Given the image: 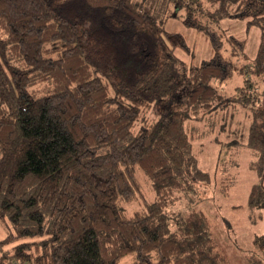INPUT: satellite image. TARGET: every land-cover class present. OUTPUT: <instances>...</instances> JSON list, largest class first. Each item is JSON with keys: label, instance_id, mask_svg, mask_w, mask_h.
<instances>
[{"label": "trees", "instance_id": "trees-1", "mask_svg": "<svg viewBox=\"0 0 264 264\" xmlns=\"http://www.w3.org/2000/svg\"><path fill=\"white\" fill-rule=\"evenodd\" d=\"M169 17L212 56L178 59ZM233 17L260 30L251 59L213 27ZM225 106L251 117L248 205L264 208V0H0V246L19 241L0 264H229L198 207V124Z\"/></svg>", "mask_w": 264, "mask_h": 264}, {"label": "rangeland", "instance_id": "rangeland-1", "mask_svg": "<svg viewBox=\"0 0 264 264\" xmlns=\"http://www.w3.org/2000/svg\"><path fill=\"white\" fill-rule=\"evenodd\" d=\"M213 27L216 31L225 33V36L234 35L244 39L246 56L248 59L255 56L260 41L259 28L247 29L245 21L237 17L221 20ZM163 29L167 33L180 34L183 38L185 47H175L173 53L186 64L197 65L212 56L205 34L185 26L181 18H167ZM241 82V77L233 76L227 82L224 92L231 93L234 86ZM225 111H228L226 106L219 110L220 114L217 113L218 118L214 124L211 122L212 116L198 124L199 130L203 132L202 140L197 147L198 162L213 178L211 186H206L205 189L200 187L201 197L205 200L198 207L208 217L217 248L229 264H264V242L261 241L264 237V208L255 209L248 205V193L256 181V174L250 169V163L255 159L246 148L244 139L241 138L245 130L243 127L250 122L251 117L247 111V115L241 112L233 117L232 122L228 119L221 121ZM228 144L231 147L228 150L229 154L226 153V159H214L217 149L223 145L221 149L225 151V146ZM221 162L225 163L223 169L217 165ZM225 173L227 178L222 179ZM137 175L144 192L151 197L150 189L142 174L137 172ZM219 179L228 184L226 193L218 190ZM231 179L234 180L229 181ZM137 207V204H133L128 207V211L131 213ZM7 234V229L0 223V241ZM17 242L1 245L0 256ZM261 242L263 246L260 245ZM129 260L130 258H126L123 262Z\"/></svg>", "mask_w": 264, "mask_h": 264}, {"label": "crops", "instance_id": "crops-1", "mask_svg": "<svg viewBox=\"0 0 264 264\" xmlns=\"http://www.w3.org/2000/svg\"><path fill=\"white\" fill-rule=\"evenodd\" d=\"M183 62V61H182ZM185 63V62H184ZM186 64V63H185ZM187 65H189V64H187Z\"/></svg>", "mask_w": 264, "mask_h": 264}]
</instances>
